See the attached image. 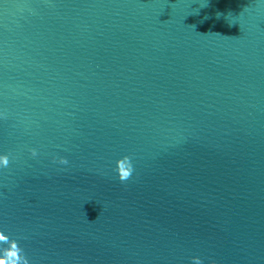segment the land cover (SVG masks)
<instances>
[{
  "label": "water",
  "instance_id": "95a60500",
  "mask_svg": "<svg viewBox=\"0 0 264 264\" xmlns=\"http://www.w3.org/2000/svg\"><path fill=\"white\" fill-rule=\"evenodd\" d=\"M0 264H264V0H0Z\"/></svg>",
  "mask_w": 264,
  "mask_h": 264
}]
</instances>
